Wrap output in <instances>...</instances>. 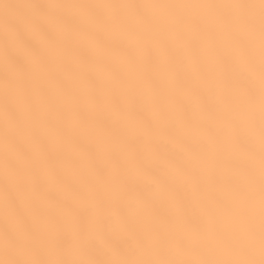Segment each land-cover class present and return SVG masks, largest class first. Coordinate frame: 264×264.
I'll list each match as a JSON object with an SVG mask.
<instances>
[{
    "label": "snow or ice",
    "instance_id": "obj_1",
    "mask_svg": "<svg viewBox=\"0 0 264 264\" xmlns=\"http://www.w3.org/2000/svg\"><path fill=\"white\" fill-rule=\"evenodd\" d=\"M0 9V264H264V0Z\"/></svg>",
    "mask_w": 264,
    "mask_h": 264
},
{
    "label": "bare ground",
    "instance_id": "obj_2",
    "mask_svg": "<svg viewBox=\"0 0 264 264\" xmlns=\"http://www.w3.org/2000/svg\"><path fill=\"white\" fill-rule=\"evenodd\" d=\"M3 3H17L21 0H0ZM96 2H129V0H96ZM145 3H232L237 0H141ZM2 14V9H0Z\"/></svg>",
    "mask_w": 264,
    "mask_h": 264
}]
</instances>
